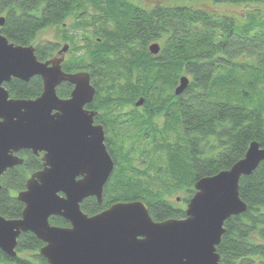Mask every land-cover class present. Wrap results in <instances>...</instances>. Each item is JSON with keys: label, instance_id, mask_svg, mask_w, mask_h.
Returning a JSON list of instances; mask_svg holds the SVG:
<instances>
[{"label": "trees", "instance_id": "1", "mask_svg": "<svg viewBox=\"0 0 264 264\" xmlns=\"http://www.w3.org/2000/svg\"><path fill=\"white\" fill-rule=\"evenodd\" d=\"M213 1L264 6V0ZM90 7L93 14L77 16L92 22L74 26L79 33L94 23L101 40L85 38L87 51H75L63 69L90 72L97 94L89 107L101 111L95 119L105 127L115 167L103 201L90 196L81 208L93 215L113 202L140 199L157 221L184 218L197 180L230 168L254 140L264 147V12L248 9L241 19L192 3L0 0L5 16L0 32L17 44H33L38 58L46 60L58 44L41 41V30L57 26L64 39L73 41L76 32L69 35L63 22L74 10ZM154 42L161 45L158 54L149 49ZM183 75L189 84L178 95L175 88ZM41 79L14 77L4 85L13 97L35 98L43 90ZM56 90L68 96L72 84L63 82ZM139 97L145 101L136 107ZM19 155L24 164L0 176V214L6 218L22 216L25 205L16 196L30 174L43 167L41 154L22 150ZM238 186L248 208L225 221L217 245L220 264H264V160ZM178 192L185 195L177 198L180 203L167 197ZM50 221L70 225L62 216ZM17 239L18 256L0 249V264H48L39 254L44 242L33 232Z\"/></svg>", "mask_w": 264, "mask_h": 264}, {"label": "water", "instance_id": "2", "mask_svg": "<svg viewBox=\"0 0 264 264\" xmlns=\"http://www.w3.org/2000/svg\"><path fill=\"white\" fill-rule=\"evenodd\" d=\"M4 20L1 15L0 25ZM35 49L0 32V176L24 164L20 151L43 154V167L30 174L16 196L25 205L22 216L0 214V249L18 256L17 238L31 231L44 242L39 254L48 264H220L217 245L225 221L248 208L239 194L240 178L264 160V147L254 140L230 168L197 180L184 218L157 221L140 199L116 201L90 215L80 203L90 196L103 201L115 167L105 127L95 123V109L86 108L97 89L88 71H65L63 56L41 60ZM149 49L158 54L161 45L154 42ZM36 75L43 90L35 98L13 97L4 85L14 77L30 81ZM63 82L73 85L66 98L56 90ZM188 84L189 77L181 76L175 93ZM144 101L140 97L136 105ZM52 216L70 225L53 224Z\"/></svg>", "mask_w": 264, "mask_h": 264}, {"label": "flooded vegetation", "instance_id": "3", "mask_svg": "<svg viewBox=\"0 0 264 264\" xmlns=\"http://www.w3.org/2000/svg\"><path fill=\"white\" fill-rule=\"evenodd\" d=\"M135 3H137V2H135ZM139 4V3H138ZM142 4V3H141ZM141 4H139V5H141ZM142 5H148V4H142ZM90 8H92V7H90ZM90 8L89 9H87V11H77V10H74L75 12H73L72 14H71V16L69 15V16H67L66 17V19L64 20V22H63V24L65 25V26H63V27H65L64 29H68L69 30V35H70V33L72 34L73 32H76V35H75V37L76 38H78L79 40H80V43H76V40L75 39H73V41H72V39L71 38H67V39H64V37H63V33H61V36L60 37H62V39H60V40H50V41H56L57 42V44H58V46H57V49L56 50H54V52H53V55L50 57V58H52V57H55V56H63V58H64V60H63V63H64V61L68 58V57H71V55L73 54V53H75V51L77 52V53H80V52H84L85 53V51H87V46L89 45V43L90 42H85V38H88L89 36H91V38H93V39H97V41L98 40H101V37L97 34V33H95L97 30H98V26L97 27H95L96 25L94 24V23H89V24H87V25H85V27H83L82 29H81V31L79 32V33H77V28L74 26L75 24H77V21H85V20H87V23L88 22H92L91 20H92V18L90 17H88V18H86V19H84V18H82V17H79V16H77V14H83V13H85V14H87V13H89L88 15H91V14H93L94 13V11L93 12H91V10H90ZM93 9V8H92ZM49 27H53V28H55V27H57V26H49ZM81 28V27H80ZM97 28V29H96ZM58 29H59V27H58ZM80 37V38H79ZM68 46L67 47V49L65 50V51H62L61 53H59V51L60 50H63V47H65V46ZM77 45V46H76ZM74 46V47H73ZM76 47V48H75ZM49 58V59H50ZM63 63H62V65H63ZM63 69V68H62ZM80 70H85V69H80ZM80 70H74V71H69V72H75V71H80ZM66 71V70H65ZM86 71H88V70H86ZM89 72V71H88ZM90 73V72H89ZM92 84H94V83H92ZM95 86V85H94ZM96 87V86H95ZM72 88H73V85H72ZM97 89V88H96ZM72 91V90H71ZM71 93V92H70ZM96 94H97V91H96ZM70 96V94L68 95V96H65L64 98H66V97H69ZM62 97V96H61ZM95 97H96V95H95ZM140 98V97H139ZM138 98V99H139ZM138 99H137V101H138ZM96 102V99H94L91 103H89V104H87L86 105V108L87 109H90V110H94L95 109V111L97 112L96 113V115H95V117L96 116H102L101 114H100V112L101 111H99L98 109H96V108H94V107H89V105H91V104H94ZM135 106L137 107V105H136V102H135ZM140 106H142V105H140ZM95 123H100V122H96V119H95ZM106 131V130H105ZM106 143V142H105ZM39 154H41V156L43 155L42 153H39ZM113 158V157H112ZM115 162V161H114ZM187 207V206H186Z\"/></svg>", "mask_w": 264, "mask_h": 264}, {"label": "rangeland", "instance_id": "4", "mask_svg": "<svg viewBox=\"0 0 264 264\" xmlns=\"http://www.w3.org/2000/svg\"><path fill=\"white\" fill-rule=\"evenodd\" d=\"M134 2H137L139 4H149L153 2H158V1H163L166 3H192L197 7H203L204 9L211 10L215 13H229V14H234L236 17L238 16L239 18L242 19L244 17V14L247 12L248 9H255L259 8L261 12H264V6L257 5V4H251V5H244V4H234V3H229V2H214L213 0H132ZM91 12L94 10L90 8ZM3 15V14H0ZM71 16V15H70ZM61 33L59 32L58 27H45V29L41 30L39 33L38 38L41 41H50V40H60L62 39ZM80 38V37H79ZM76 43H80V40L78 38L75 39ZM185 197L183 192H178L174 193L171 195H167L169 200H173V202L178 201V203L181 202L182 199L177 200L178 197ZM24 254H31V252H24Z\"/></svg>", "mask_w": 264, "mask_h": 264}]
</instances>
